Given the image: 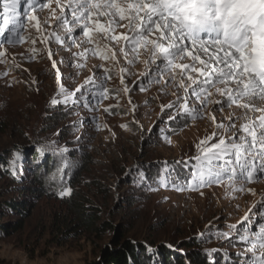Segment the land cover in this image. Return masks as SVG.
Wrapping results in <instances>:
<instances>
[{"label": "rangeland", "instance_id": "1", "mask_svg": "<svg viewBox=\"0 0 264 264\" xmlns=\"http://www.w3.org/2000/svg\"><path fill=\"white\" fill-rule=\"evenodd\" d=\"M39 15L43 18L47 10ZM22 34L26 37L24 43L4 45L0 49L6 50V62L0 63V73H8L0 75V156L6 163L14 149H19L23 156L20 179L3 176L6 172L0 171V202L23 198L28 216L22 229L9 227L6 233L0 232L2 264H105L104 253L116 238L151 246L157 264L164 263L161 259L164 246L189 260L187 242L194 250L205 254L217 249L213 253L217 264H225L226 252L238 261L235 253L244 247L238 238L246 234L241 233L238 222L250 209L257 210L264 194V178L246 185L255 190V195L232 193L231 189L218 185L199 191H176L156 184L165 161L173 176L189 177L192 166H186L183 161L196 155V145L213 130L211 122L204 118L160 123L161 105L173 101L175 96L161 93L159 84L143 92L133 87V82L145 71L143 55L130 68L136 75L125 76V84L132 90L116 95L114 90L122 89L123 85L115 69L127 67L122 58L120 65H113L89 55L86 67L77 69L75 61L69 66V58L80 49L65 50L55 42L46 47L39 40L32 45L27 37H35L36 33L30 26ZM201 38L212 37L201 33ZM32 47L39 50V54L28 60L26 57ZM48 49L53 53L51 60L47 56ZM193 54L196 53L193 51ZM201 58L205 59L203 54ZM53 61L61 72V83L69 91L83 84L94 72L97 75L103 72L94 65L113 68L112 78L105 83L109 97L91 108L71 104L52 106L50 100L57 92ZM182 62H190V59ZM70 74L73 80L67 79ZM133 105L135 112L131 111ZM109 107L110 111L106 112L104 109ZM163 119L167 120V115ZM165 136L171 143L163 138ZM53 141L56 142L54 147L70 149L66 153L69 165L65 169L64 184L71 187L72 194L64 198L57 195V185L46 180L62 163L61 158L46 152L42 162L37 163L41 160L37 147ZM44 161L48 163L43 165ZM136 166L147 176L143 183L135 171L129 172ZM36 174L46 180V187L39 186ZM23 181L26 186L20 194L16 185ZM71 200H76L81 209L92 214L98 231L76 229ZM20 217V214H9L3 216L2 221L11 226ZM210 222L225 232L229 231L226 225L237 224L238 227L230 240L217 239L206 229ZM252 231H257L255 226ZM207 259L209 262L208 256ZM146 260L150 264L148 256Z\"/></svg>", "mask_w": 264, "mask_h": 264}, {"label": "snow or ice", "instance_id": "2", "mask_svg": "<svg viewBox=\"0 0 264 264\" xmlns=\"http://www.w3.org/2000/svg\"><path fill=\"white\" fill-rule=\"evenodd\" d=\"M0 5L3 25L0 49L24 43L26 37L22 33L30 26L36 33L35 37H27L32 45L39 40L46 47L55 42L65 50L80 49L69 58V66L75 61L77 69L86 67L89 55L113 65H120L122 58L127 67L115 69L123 85L122 89L114 90L116 95L132 90L125 84V76L136 75L130 68L143 55L145 71L139 74L133 87L143 92L159 84L161 93L175 96L173 101L161 105L160 123L204 118L211 122L213 130L196 145V155L183 161L192 166L189 177L173 176L165 161L156 179L158 187L199 191L218 185L231 189L232 193L256 194L246 185L264 178V0H0ZM45 10L47 15L41 18L39 14ZM201 33L212 38L202 39ZM5 51L0 50V63L6 62ZM29 51L28 60L39 54L35 47ZM52 55L48 49L50 60ZM189 59L190 62H182ZM60 62L63 63V58ZM93 67L102 68L103 72L99 75L94 72L69 91L61 83V72L53 61L57 92L50 104L91 108L107 99L109 89L105 83L112 78L114 69L104 64ZM67 79L74 77L70 74ZM110 107L104 110L108 112ZM131 111L135 112V105ZM160 131L163 133L164 129ZM163 138L171 143L167 136ZM55 144L53 141L37 147L41 157L37 163L42 162L46 152L61 158L62 163L46 180L55 183L57 195L64 198L72 194L71 187L64 184L69 165L66 153L70 149L57 148ZM0 171L20 179L23 156L19 149L12 151L6 165L0 164ZM132 171L140 182L147 180L139 166L129 170ZM149 190L156 189L149 187ZM256 209L255 212L250 209L238 222L241 233H246L238 238L244 245L235 253L238 261L226 252L225 264H264V194ZM252 226L257 231L253 232ZM226 227L227 232L210 222L206 229L217 239L230 240L238 225ZM145 251L150 264H157L154 249L145 245ZM216 251H207L209 264H217L213 256ZM129 264H134L132 257Z\"/></svg>", "mask_w": 264, "mask_h": 264}, {"label": "trees", "instance_id": "3", "mask_svg": "<svg viewBox=\"0 0 264 264\" xmlns=\"http://www.w3.org/2000/svg\"><path fill=\"white\" fill-rule=\"evenodd\" d=\"M34 154V152L32 153ZM5 162V163H1ZM48 162L44 161L43 165H46ZM0 164L6 165V160L0 156ZM49 168L48 166L46 169ZM48 171V170H46ZM9 174L3 173V176H8ZM35 180L41 187H46L47 183L46 180L41 178V175L39 176L36 174ZM25 182H21V184L16 185V188L19 189L18 193H22L26 185ZM24 186V187H23ZM23 187V188H22ZM70 205L73 209V222L76 224V229H81L84 232H96L98 231L95 218L92 216V214L89 211H84L80 208V205H78L76 200H71ZM27 203L26 200L22 199H12V200H4L0 202V232L2 231H9L12 227L15 230H20L23 228L25 218L28 216V209H26ZM9 214H20L21 217L18 218L14 222V224L3 222V216H7ZM187 245V252L188 256L186 257L181 256L178 252H172L169 248L165 247L162 248V261L163 264H190L189 261L192 264H209L207 256L205 253L196 251L190 245V242L185 243ZM193 248V249H192ZM104 259L105 264H129V257H132L134 264H148L147 263V254L145 251V245L141 243H136L132 240H124L123 238H116L113 241V245L105 251L104 253ZM0 264H2V261H0Z\"/></svg>", "mask_w": 264, "mask_h": 264}]
</instances>
